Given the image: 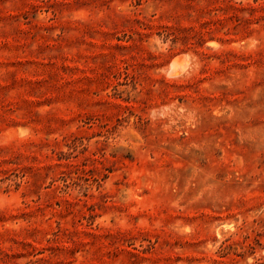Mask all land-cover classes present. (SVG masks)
<instances>
[{
	"label": "rangeland",
	"instance_id": "rangeland-1",
	"mask_svg": "<svg viewBox=\"0 0 264 264\" xmlns=\"http://www.w3.org/2000/svg\"><path fill=\"white\" fill-rule=\"evenodd\" d=\"M0 264H264V0H0Z\"/></svg>",
	"mask_w": 264,
	"mask_h": 264
},
{
	"label": "bare ground",
	"instance_id": "bare-ground-1",
	"mask_svg": "<svg viewBox=\"0 0 264 264\" xmlns=\"http://www.w3.org/2000/svg\"><path fill=\"white\" fill-rule=\"evenodd\" d=\"M175 63V62H174ZM173 64V63H172ZM184 67V66H183ZM177 68V67H176ZM179 69H180V67H179ZM171 71V70H170ZM172 72V71H171ZM175 73V72H174ZM172 74V73H171ZM179 74V73H178ZM172 75H174V74H172Z\"/></svg>",
	"mask_w": 264,
	"mask_h": 264
}]
</instances>
